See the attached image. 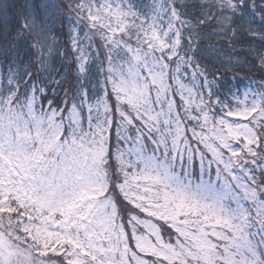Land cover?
Returning a JSON list of instances; mask_svg holds the SVG:
<instances>
[{
    "label": "snow or ice",
    "instance_id": "1",
    "mask_svg": "<svg viewBox=\"0 0 264 264\" xmlns=\"http://www.w3.org/2000/svg\"><path fill=\"white\" fill-rule=\"evenodd\" d=\"M0 19V264H264V0Z\"/></svg>",
    "mask_w": 264,
    "mask_h": 264
},
{
    "label": "trees",
    "instance_id": "2",
    "mask_svg": "<svg viewBox=\"0 0 264 264\" xmlns=\"http://www.w3.org/2000/svg\"><path fill=\"white\" fill-rule=\"evenodd\" d=\"M8 2L20 5L24 2V0H8ZM52 2L56 3L59 2V0H52ZM257 3H259V0H257ZM6 26L8 28L12 27L10 23L6 25L5 21L0 19V44H3V33ZM241 59H243V56H241ZM56 67L57 69L60 68L59 60H57L56 62ZM234 76L235 79H233ZM260 79V74L256 72L252 67L244 66L235 68L234 71L228 72L225 76V83L226 85L239 86L240 88H243L249 84L250 80L258 82ZM64 87H67V85H64Z\"/></svg>",
    "mask_w": 264,
    "mask_h": 264
}]
</instances>
